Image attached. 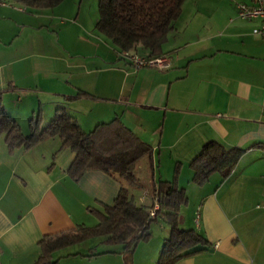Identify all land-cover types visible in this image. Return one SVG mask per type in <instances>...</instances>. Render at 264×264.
I'll use <instances>...</instances> for the list:
<instances>
[{"label":"crops","instance_id":"0c3cea01","mask_svg":"<svg viewBox=\"0 0 264 264\" xmlns=\"http://www.w3.org/2000/svg\"><path fill=\"white\" fill-rule=\"evenodd\" d=\"M2 1L1 103L22 133L37 115L47 125L58 108L84 131L118 118L152 150L135 169V203L150 205L153 183L175 180L185 194L181 228L208 241L175 264H264V38L252 33L260 21L235 17L234 6L251 0H184L161 44L165 70L134 67L96 30L97 8L84 0ZM211 142L243 152L226 176L198 184L190 163ZM60 144L54 136L10 149L0 136V264H32L44 235L95 227L92 210L123 185L99 168L72 179L74 152ZM162 229L138 243L133 264L156 262ZM112 249L120 258V246Z\"/></svg>","mask_w":264,"mask_h":264},{"label":"trees","instance_id":"16d2710c","mask_svg":"<svg viewBox=\"0 0 264 264\" xmlns=\"http://www.w3.org/2000/svg\"><path fill=\"white\" fill-rule=\"evenodd\" d=\"M42 5L52 6L60 0H35ZM184 0H98V19L95 28L107 37L122 52L148 51V55L161 54V44L173 22L179 17ZM86 95L85 93H80ZM29 135H24L18 123L4 110L0 94V136L8 148L28 149L38 142L57 136L61 147H69L74 158L69 165V176L77 180L89 168H99L106 173L116 174L123 181L116 197L102 211L93 209L98 222L89 228L77 225L74 229L57 234L44 235L38 242L39 255L32 264H58L54 252L72 243L81 242L92 236L102 237L108 245H120L118 251L124 264H132V254L140 242L151 238V222L161 217L169 227L154 264H175L182 258L203 251L208 241L192 229H183L179 224L180 206L185 194L175 180H158L153 183L151 202L154 198L158 208L149 214L148 206L137 205L133 194L139 188L135 169L140 160L151 159V147L141 141L118 118L97 124L92 130L84 131L75 118L63 108L56 109L53 118L41 126V116L29 121ZM243 150L224 149L217 143H207L191 161L193 181L205 182L209 175L218 172L226 176L235 166ZM113 248V247H112ZM108 248L100 253H112Z\"/></svg>","mask_w":264,"mask_h":264},{"label":"rangeland","instance_id":"374dc122","mask_svg":"<svg viewBox=\"0 0 264 264\" xmlns=\"http://www.w3.org/2000/svg\"><path fill=\"white\" fill-rule=\"evenodd\" d=\"M89 5V8H97V0H84L83 7ZM139 172V171H138ZM139 175V174H138ZM166 225L162 222V218L151 222L150 229L154 236L157 237L162 233V228ZM162 226V227H161ZM167 226V225H166ZM181 227V226H180ZM154 239V238H153ZM154 241V240H153ZM142 243V242H140ZM162 245V244H161ZM120 245H108L102 242V237L92 236L81 242L72 243L57 250L55 257L58 258V264H124L122 255L116 258L109 253H100L103 250ZM122 246H120L121 248ZM77 252L75 255H67L68 253ZM139 252H136L135 258H138ZM134 252L132 254V264L134 263Z\"/></svg>","mask_w":264,"mask_h":264},{"label":"built area","instance_id":"2783aa9c","mask_svg":"<svg viewBox=\"0 0 264 264\" xmlns=\"http://www.w3.org/2000/svg\"><path fill=\"white\" fill-rule=\"evenodd\" d=\"M0 4H4V1L0 0ZM234 6L235 17L243 20L258 19L260 21V24L252 29V33L264 38V0H251L250 3L236 1ZM123 56L126 57L136 68L149 67L157 70H165L170 67V61L164 55L151 56L147 53L138 54L137 52L130 50L124 51ZM157 208L158 203L153 198L149 214L153 215Z\"/></svg>","mask_w":264,"mask_h":264}]
</instances>
